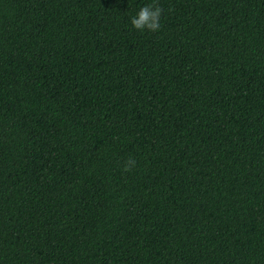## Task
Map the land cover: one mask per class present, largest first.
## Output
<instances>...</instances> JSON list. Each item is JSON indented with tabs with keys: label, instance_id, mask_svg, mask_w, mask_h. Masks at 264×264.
I'll return each mask as SVG.
<instances>
[{
	"label": "trees",
	"instance_id": "1",
	"mask_svg": "<svg viewBox=\"0 0 264 264\" xmlns=\"http://www.w3.org/2000/svg\"><path fill=\"white\" fill-rule=\"evenodd\" d=\"M152 2L0 0V264H264V0Z\"/></svg>",
	"mask_w": 264,
	"mask_h": 264
},
{
	"label": "clouds",
	"instance_id": "2",
	"mask_svg": "<svg viewBox=\"0 0 264 264\" xmlns=\"http://www.w3.org/2000/svg\"><path fill=\"white\" fill-rule=\"evenodd\" d=\"M161 8L153 0L150 4L140 6L133 14L129 16V22L133 29L138 31H158L161 27ZM136 164L133 158H128L123 165V171L128 172Z\"/></svg>",
	"mask_w": 264,
	"mask_h": 264
}]
</instances>
